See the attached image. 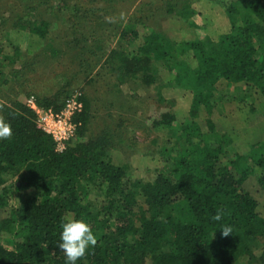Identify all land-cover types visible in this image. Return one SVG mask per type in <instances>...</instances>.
Returning <instances> with one entry per match:
<instances>
[{
	"label": "trees",
	"instance_id": "1",
	"mask_svg": "<svg viewBox=\"0 0 264 264\" xmlns=\"http://www.w3.org/2000/svg\"><path fill=\"white\" fill-rule=\"evenodd\" d=\"M2 1L0 88L10 83L8 64L21 55L9 33L24 29L28 17L51 2L19 0L12 23ZM53 1V8L67 10L65 0ZM175 6H168L169 14ZM225 8L231 28L217 41L175 44L152 31L127 55L114 50L106 60L120 72L119 82L142 81L146 87L157 83L162 65L174 76L164 87L193 95L183 124L173 113L153 122L176 140L161 148L163 167L153 181L131 180L113 162L110 134L59 153L25 103L0 106L13 130L11 139L0 140V264H66L57 245L68 214L89 223L97 236L96 246L76 264H264V119L255 120L264 118V0H231ZM177 15L194 25L190 5ZM130 20L119 37L122 47L140 36ZM51 26L43 20L25 27L31 48L45 45ZM236 100L246 108L238 123L224 115L225 104ZM83 105L76 124L87 122L89 105ZM19 191L26 195L16 207L11 197ZM218 210L222 219L214 221ZM224 226L232 228L228 237L222 236Z\"/></svg>",
	"mask_w": 264,
	"mask_h": 264
},
{
	"label": "rangeland",
	"instance_id": "2",
	"mask_svg": "<svg viewBox=\"0 0 264 264\" xmlns=\"http://www.w3.org/2000/svg\"><path fill=\"white\" fill-rule=\"evenodd\" d=\"M18 1H2L6 4L2 9H8L5 16L13 17L12 23L16 19L14 13L20 11ZM65 1L69 6L66 11L53 8L55 1L51 0L49 5L31 14L29 22H20L24 29L16 28L9 33L7 40L20 47L21 55L8 64L5 71L10 83L0 88V106L16 101L26 104L34 97L38 104L47 103L48 109L57 112L54 107L65 106L69 99L76 97L89 105V111L86 124H78L79 137H75L70 146L99 137L102 141V136L110 134L116 142L111 150L113 162L124 166L131 180L153 181L163 167L161 148L176 141L170 130L156 129L153 122L163 114L173 113L177 123L183 124L188 118L193 95L177 87H164L162 84L170 78L172 81L174 76L162 65H157V83L146 87L139 83L142 81L119 82L120 72L112 71L106 60L114 50L119 56L127 55L134 46L143 44L144 37L152 31L162 32L175 44L208 37L217 41L230 31L225 5L231 0ZM173 3L176 4L175 12L169 14L168 6ZM188 5L196 12L191 19L194 25L185 23L177 15ZM61 17L68 20L66 25L59 22ZM129 19L140 36L131 46L125 44L127 49L118 42ZM43 20L52 24L49 40L41 49L31 48L33 38L26 28L33 21ZM123 21L126 24H122ZM159 92L164 101H160ZM239 101L226 103L224 109L226 119L235 123L244 116L246 109L245 105H238ZM245 102L251 104L252 100L248 98ZM263 119V116L255 117L256 122ZM23 195H26L23 191L15 192L11 205L19 206ZM3 243L12 248L9 242Z\"/></svg>",
	"mask_w": 264,
	"mask_h": 264
},
{
	"label": "clouds",
	"instance_id": "3",
	"mask_svg": "<svg viewBox=\"0 0 264 264\" xmlns=\"http://www.w3.org/2000/svg\"><path fill=\"white\" fill-rule=\"evenodd\" d=\"M13 130L11 124L0 116V140L11 139ZM223 211L218 210L212 217L214 221L222 219ZM61 242L57 245L66 257V264H76L88 254L89 248H94L97 244V236L94 234L92 226L83 219H76L71 214L62 218ZM232 233L229 226L222 227V236L228 237Z\"/></svg>",
	"mask_w": 264,
	"mask_h": 264
},
{
	"label": "built area",
	"instance_id": "4",
	"mask_svg": "<svg viewBox=\"0 0 264 264\" xmlns=\"http://www.w3.org/2000/svg\"><path fill=\"white\" fill-rule=\"evenodd\" d=\"M26 105L37 115V126L52 137L56 151L63 153L71 141L77 136L78 124L74 117L82 113L84 105L78 98L69 99L59 113L39 106L34 97L27 100Z\"/></svg>",
	"mask_w": 264,
	"mask_h": 264
}]
</instances>
